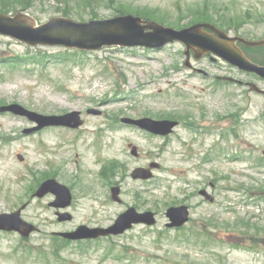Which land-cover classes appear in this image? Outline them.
I'll return each mask as SVG.
<instances>
[{
  "label": "rangeland",
  "instance_id": "rangeland-1",
  "mask_svg": "<svg viewBox=\"0 0 264 264\" xmlns=\"http://www.w3.org/2000/svg\"><path fill=\"white\" fill-rule=\"evenodd\" d=\"M19 11L39 24L140 14L178 30L212 23L232 36L264 39V0H0V14ZM185 50L175 43L87 52L0 36V108L19 104L47 116L80 112L85 121L79 130L26 135L34 124L0 114V214L25 207L23 219L39 229L27 239L0 231V264H264V96L247 84L264 89V80L210 55L192 56V66L207 75L194 73L185 67ZM247 55L264 64V47ZM142 117L181 125L162 138L121 124ZM129 144L139 148V158ZM153 162L161 165L154 180L131 179L136 168ZM48 179L70 189L72 222H58L49 206L54 195L35 197ZM209 182L217 183L215 204L198 195ZM115 185L122 204L111 199ZM181 204L191 207L190 222L168 229L169 207ZM130 207L158 213L157 225L98 241L56 235L81 225L107 228Z\"/></svg>",
  "mask_w": 264,
  "mask_h": 264
},
{
  "label": "water",
  "instance_id": "water-1",
  "mask_svg": "<svg viewBox=\"0 0 264 264\" xmlns=\"http://www.w3.org/2000/svg\"><path fill=\"white\" fill-rule=\"evenodd\" d=\"M0 35L8 36L32 47L38 46H63L70 49L84 51H99L111 47H146L160 50L172 43H181L186 47V66L191 68V53L194 58L201 60L204 56L212 54L224 60L240 70L252 73L264 79V66L249 59L238 44L247 48L263 47L264 40L250 41L240 36L232 37L218 27L209 23H198L189 28L176 30L166 27L158 22L144 20L133 15L121 16L106 21H93L90 23H76L68 18L56 17L48 23L38 25L37 20L25 13H18L15 16L0 15ZM251 91L264 96V90L257 85H250ZM14 114L27 118L29 121L38 124L25 134H32L48 127H68L79 129L84 125L80 112H72L62 116H44L30 111L18 104H12L0 108V114ZM126 125L136 126L154 135L168 136L178 126V122L169 120L123 119ZM132 155L139 156L138 149L132 148ZM19 156V160L23 161ZM160 164L152 163L150 168H137L132 173L134 180H150L154 177L152 169H159ZM48 194L56 196L51 204L56 209H66L72 204V193L70 189L54 179L44 182L37 193L38 198ZM121 189H112V198L115 202L121 203ZM211 202L214 201L206 191H202ZM22 209L12 214H0V231L18 232L28 238L37 231V228L22 219ZM167 217L171 223L169 228H180L189 221L190 212L187 206L172 207L167 211ZM59 222L72 221L70 213H58ZM156 215L153 212L139 213L135 208H130L119 216L114 225L109 228H90L80 226L71 233H62V237L72 240L98 239L111 235L118 236L133 228L134 225L145 224L156 225Z\"/></svg>",
  "mask_w": 264,
  "mask_h": 264
},
{
  "label": "flooded vegetation",
  "instance_id": "flooded-vegetation-1",
  "mask_svg": "<svg viewBox=\"0 0 264 264\" xmlns=\"http://www.w3.org/2000/svg\"><path fill=\"white\" fill-rule=\"evenodd\" d=\"M215 77V76H214ZM215 80L216 81H218V82H223V83H228V84H232V78L231 77H228V76H224V77H215ZM236 83H238L239 84V82L238 81H236ZM240 84L241 85H243L244 84V82H240ZM247 84H249V83H247ZM230 118H231V120H232V115H230ZM232 125V124H231ZM231 128H232V126H231ZM231 132H232V129L230 130ZM208 189L210 188L211 190H212V194H213V191H216L217 189H218V187H217V183H215V182H209V185H208V187H207ZM206 188V189H207ZM195 198H196V196H195ZM206 201V200H205ZM188 207H190V206H188ZM190 209H191V207H190Z\"/></svg>",
  "mask_w": 264,
  "mask_h": 264
},
{
  "label": "trees",
  "instance_id": "trees-1",
  "mask_svg": "<svg viewBox=\"0 0 264 264\" xmlns=\"http://www.w3.org/2000/svg\"><path fill=\"white\" fill-rule=\"evenodd\" d=\"M138 16H141V17H143V18H145V19H149L150 20V18L148 17V16H143V15H140V14H137ZM245 51H246V53H247V50H249V49H244ZM45 58V57H44ZM42 59L43 61H45V59ZM21 61V60H20ZM20 61H16L15 63H20ZM255 62H257L256 60H255ZM257 63H259V62H257ZM259 64H262V63H259ZM262 65H264V64H262Z\"/></svg>",
  "mask_w": 264,
  "mask_h": 264
}]
</instances>
